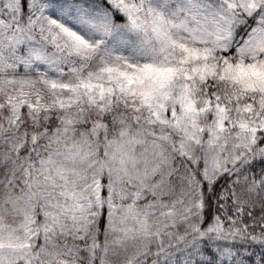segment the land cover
<instances>
[{
  "label": "snow or ice",
  "instance_id": "1",
  "mask_svg": "<svg viewBox=\"0 0 264 264\" xmlns=\"http://www.w3.org/2000/svg\"><path fill=\"white\" fill-rule=\"evenodd\" d=\"M0 264H264V0H0Z\"/></svg>",
  "mask_w": 264,
  "mask_h": 264
}]
</instances>
